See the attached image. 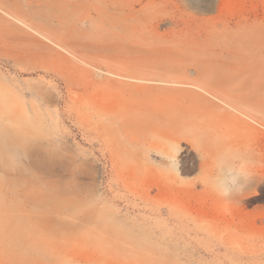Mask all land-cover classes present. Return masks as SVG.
<instances>
[{
	"label": "rangeland",
	"instance_id": "rangeland-1",
	"mask_svg": "<svg viewBox=\"0 0 264 264\" xmlns=\"http://www.w3.org/2000/svg\"><path fill=\"white\" fill-rule=\"evenodd\" d=\"M0 264H264V0H0Z\"/></svg>",
	"mask_w": 264,
	"mask_h": 264
},
{
	"label": "bare ground",
	"instance_id": "bare-ground-1",
	"mask_svg": "<svg viewBox=\"0 0 264 264\" xmlns=\"http://www.w3.org/2000/svg\"><path fill=\"white\" fill-rule=\"evenodd\" d=\"M198 86L204 90L211 88V90H213V92H214V95L217 97H221L223 95L219 91L220 86H222L221 84H219V85L215 84V83L208 84L207 82L204 81V82H201L200 85L198 84ZM194 100L195 101L192 102V107L190 109H191V111L200 113V115L195 117V120L205 122L209 118L224 117V113H222L223 108L216 103H210L209 101L206 100L205 96H203V95L196 96ZM233 104H234V106L231 105L233 108H235L236 110L243 111L244 108L242 109V107L239 104H237L236 102H234ZM209 112H211V114H212L211 117L205 116L204 113H209ZM183 115H184V108H167V116L169 119H172L176 122H181L182 124H184L185 127L191 126L193 120L186 118V117L184 118ZM201 129H202V127H200V130ZM51 249L53 250V247H51ZM74 249L76 250L77 247H74L72 250H70L68 252L72 253V251H74ZM49 253L48 254L39 253L38 255L41 259H43L44 261H47L50 258V257L47 258L48 255L49 256L52 255L51 251Z\"/></svg>",
	"mask_w": 264,
	"mask_h": 264
},
{
	"label": "clouds",
	"instance_id": "clouds-1",
	"mask_svg": "<svg viewBox=\"0 0 264 264\" xmlns=\"http://www.w3.org/2000/svg\"><path fill=\"white\" fill-rule=\"evenodd\" d=\"M221 195H228L227 192H221Z\"/></svg>",
	"mask_w": 264,
	"mask_h": 264
}]
</instances>
